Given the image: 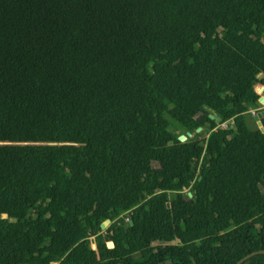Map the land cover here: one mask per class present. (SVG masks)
<instances>
[{
  "label": "trees",
  "instance_id": "16d2710c",
  "mask_svg": "<svg viewBox=\"0 0 264 264\" xmlns=\"http://www.w3.org/2000/svg\"><path fill=\"white\" fill-rule=\"evenodd\" d=\"M258 84L264 0H0V264H264Z\"/></svg>",
  "mask_w": 264,
  "mask_h": 264
},
{
  "label": "water",
  "instance_id": "95a60500",
  "mask_svg": "<svg viewBox=\"0 0 264 264\" xmlns=\"http://www.w3.org/2000/svg\"><path fill=\"white\" fill-rule=\"evenodd\" d=\"M258 87H261L262 89L264 88L261 84H258V86L255 88V90H257ZM260 101H261V103H264V98H263V97H260ZM262 115H264V112H262ZM260 116H261L260 114H257V115L255 116V119H256L257 122L259 121ZM212 117H213V116H212ZM214 117H215V116H214ZM219 121H220V119H219V118H216V123H218ZM258 123H259V122H258ZM225 126L228 127L229 124H226ZM199 130H200V128L197 129V131H199ZM190 135H191V134L188 132V133H187V136H190ZM185 139H186V137H185L184 135L179 136V140L184 141ZM188 195L191 196V193H188ZM109 223H110V221H109V220H106V221H104V222L102 223L101 227H102V228H105ZM107 246H108V247H112V246H113V243L109 242V243L107 244ZM92 249H96V245H95V244L92 245ZM256 253H258V252H254V253H251V254L247 255L246 257H244L243 259H241L240 261H238L237 264H240L242 261H244L245 259H247V258L253 256V255L256 254Z\"/></svg>",
  "mask_w": 264,
  "mask_h": 264
},
{
  "label": "rangeland",
  "instance_id": "374dc122",
  "mask_svg": "<svg viewBox=\"0 0 264 264\" xmlns=\"http://www.w3.org/2000/svg\"><path fill=\"white\" fill-rule=\"evenodd\" d=\"M256 92L260 95V97H263L264 98V88L262 89L261 87H258L257 90H256ZM262 105L263 106L259 110L264 109V103H262ZM225 125H226V123L222 124L221 126L222 127H225ZM195 138H197V137L195 136Z\"/></svg>",
  "mask_w": 264,
  "mask_h": 264
},
{
  "label": "built area",
  "instance_id": "2783aa9c",
  "mask_svg": "<svg viewBox=\"0 0 264 264\" xmlns=\"http://www.w3.org/2000/svg\"><path fill=\"white\" fill-rule=\"evenodd\" d=\"M256 112V110H251V113L254 115ZM125 221L127 222L128 221V217L125 218Z\"/></svg>",
  "mask_w": 264,
  "mask_h": 264
}]
</instances>
